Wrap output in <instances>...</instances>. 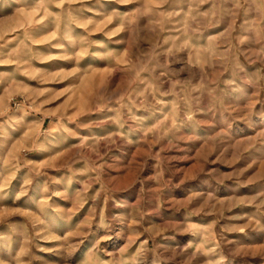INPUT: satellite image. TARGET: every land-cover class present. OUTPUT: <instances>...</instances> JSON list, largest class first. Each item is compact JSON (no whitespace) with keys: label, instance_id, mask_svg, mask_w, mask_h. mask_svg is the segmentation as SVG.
<instances>
[{"label":"clouds","instance_id":"9594fccd","mask_svg":"<svg viewBox=\"0 0 264 264\" xmlns=\"http://www.w3.org/2000/svg\"><path fill=\"white\" fill-rule=\"evenodd\" d=\"M0 264H264V0H0Z\"/></svg>","mask_w":264,"mask_h":264}]
</instances>
